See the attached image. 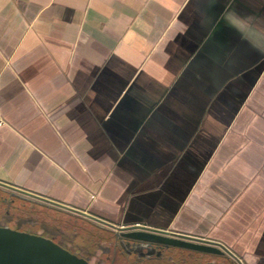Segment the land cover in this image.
Masks as SVG:
<instances>
[{"label":"crops","instance_id":"obj_1","mask_svg":"<svg viewBox=\"0 0 264 264\" xmlns=\"http://www.w3.org/2000/svg\"><path fill=\"white\" fill-rule=\"evenodd\" d=\"M0 193L264 264V0H0Z\"/></svg>","mask_w":264,"mask_h":264},{"label":"flooded vegetation","instance_id":"obj_2","mask_svg":"<svg viewBox=\"0 0 264 264\" xmlns=\"http://www.w3.org/2000/svg\"><path fill=\"white\" fill-rule=\"evenodd\" d=\"M3 202L6 204L0 205V228L50 239L86 264H235L226 254H204L171 246L166 242L173 237L168 235L148 236L151 241L144 242L131 240L99 223L82 222L71 229L51 227L26 211L14 212L12 207L16 206Z\"/></svg>","mask_w":264,"mask_h":264},{"label":"water","instance_id":"obj_3","mask_svg":"<svg viewBox=\"0 0 264 264\" xmlns=\"http://www.w3.org/2000/svg\"><path fill=\"white\" fill-rule=\"evenodd\" d=\"M18 193L30 195L21 191ZM99 224L108 226V224ZM110 227L135 241L150 242L151 239L148 236L168 235L173 237L166 242L171 246L196 250L204 254L212 253L221 256L226 254L236 264H242L239 258L226 246L205 238L148 228L144 225L123 227L111 225ZM0 264H86V262L70 254L50 239L9 228H0Z\"/></svg>","mask_w":264,"mask_h":264},{"label":"rangeland","instance_id":"obj_4","mask_svg":"<svg viewBox=\"0 0 264 264\" xmlns=\"http://www.w3.org/2000/svg\"><path fill=\"white\" fill-rule=\"evenodd\" d=\"M0 197L1 199L4 197V194L3 193H0ZM12 210L14 212H18L19 213V210H23V211H26L25 213H29L31 214L32 216L34 217H38V219L40 220H44L49 226L51 227H55V212L53 211H49V210H46V209H37V208H31V207H12ZM62 225V227L64 226H68L70 229L72 227H75L74 224L72 223H67V222H61L59 223Z\"/></svg>","mask_w":264,"mask_h":264},{"label":"built area","instance_id":"obj_5","mask_svg":"<svg viewBox=\"0 0 264 264\" xmlns=\"http://www.w3.org/2000/svg\"><path fill=\"white\" fill-rule=\"evenodd\" d=\"M138 225H144V224H137V226H138ZM144 226H146V225H144ZM146 227H148V226H146ZM148 228H150V227H148Z\"/></svg>","mask_w":264,"mask_h":264}]
</instances>
